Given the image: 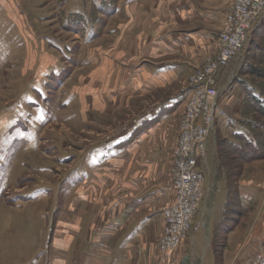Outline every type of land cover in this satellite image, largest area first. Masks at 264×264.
<instances>
[{
	"label": "rangeland",
	"instance_id": "obj_1",
	"mask_svg": "<svg viewBox=\"0 0 264 264\" xmlns=\"http://www.w3.org/2000/svg\"><path fill=\"white\" fill-rule=\"evenodd\" d=\"M16 1L17 24L0 13V117L13 116L6 130L0 132V264H49L54 235L60 233L65 213L75 207V179L90 172L93 164L89 156L94 146L109 136H118L121 127L123 130L129 126L153 103L180 90L186 93L195 77L194 70L213 59L226 16L212 35L215 51L212 47L196 57V68L182 80L146 93L137 91L130 81L132 85L125 95L113 98L111 92L125 77L100 79L101 60L84 67L83 59L92 53L115 58L111 49L116 52V41L123 49L120 62H131V67L139 62L130 59L132 50L151 29L145 34L132 32L128 20L113 14V6L122 0ZM236 1L229 3L228 10ZM81 2L85 3L84 12L70 11L82 8ZM263 19L264 15L250 32L236 68L235 63L230 65L231 60L218 75L219 112L214 138L202 164L204 167L208 163L211 149L213 157L204 173L207 177L215 173L216 186L209 184L213 190L191 220L192 226L195 219L198 221L203 233L211 232L212 245L204 264H264V102L259 105L252 97L253 92L264 99V77L259 75L264 72ZM138 22L141 27L146 23ZM124 28L130 36L124 34ZM112 29L118 30L116 34ZM228 67L231 70L227 71ZM253 69L257 72L252 73ZM93 73L96 77L89 79ZM182 114L156 129L139 153L147 155L153 141L171 131L176 132L177 139ZM166 139L169 146L173 137ZM215 151L221 158L218 168ZM171 152L164 160L167 173ZM107 197L100 200L101 207L112 198ZM71 212L75 215L74 210ZM40 213L45 214L43 220L34 217L24 224V218ZM48 215L55 225L49 242ZM163 217L158 249L170 264L173 253L189 235L171 249L163 248L161 239L168 226ZM206 223L208 229H204ZM73 241L77 243L76 236ZM21 244L23 252L19 251ZM210 256L212 262L208 261ZM204 257H200V264Z\"/></svg>",
	"mask_w": 264,
	"mask_h": 264
},
{
	"label": "crops",
	"instance_id": "obj_2",
	"mask_svg": "<svg viewBox=\"0 0 264 264\" xmlns=\"http://www.w3.org/2000/svg\"><path fill=\"white\" fill-rule=\"evenodd\" d=\"M231 1L122 0L121 4L113 6L112 13L128 20L132 32L145 34L151 29L130 55L132 61L139 62L131 67V62H120L124 56L123 49L115 41L113 46L116 52L111 49L115 58L103 53L93 56L92 53L83 59L84 67L94 66L101 60L100 79L125 77L111 92L113 98L124 96L132 84L133 88L137 87V91L142 93L155 88H166L174 81L182 80L196 68L193 64L196 57L212 47L213 52L215 51L212 35L221 27L219 25L226 16ZM17 3L16 0H0V13L16 24ZM80 4L82 8L70 11L84 12L85 3ZM142 20L146 23L141 27L142 23L138 21ZM112 30L115 34L118 31ZM122 30L130 36L129 30ZM236 62L233 60L230 65L235 63L233 66L236 67ZM57 67L58 65L55 68ZM94 77L95 73L89 79ZM77 94L82 95L79 92ZM87 98L89 99L88 96ZM185 98V91L180 90L165 100L153 103L145 112L137 115L129 126L123 130L121 127L118 136H109L94 146L89 156L90 163L93 164L90 172H83L80 174L82 176L77 175L75 179V207L68 209L65 213L67 216L59 224L63 227L59 234L54 235L55 242L48 255L49 264H169L160 254L158 242L164 224L163 209L173 201L175 194L169 174L173 158L170 156L168 173L165 167L167 160H164L174 144H177L176 132L171 131L168 135H161L159 140L155 139L154 146L147 155L139 152L149 143L147 141L156 129L183 111ZM12 118L0 117V132L3 128L6 130ZM23 133L25 136V131ZM169 135H172L173 140L167 146L166 136ZM207 157L208 163L200 167L204 171L213 157L211 149ZM167 175L168 180H165ZM214 177L215 173L212 176L210 173L207 184L215 187ZM107 194V200L112 198L101 207L100 200ZM63 209L65 212L66 207ZM44 215L40 213L27 216L23 220L24 224L34 217L43 220ZM48 220L50 226L47 242L55 231L54 220L49 215ZM197 222L195 219L188 239L178 246L170 264H200V257L205 254L204 264L206 251L212 245V237L211 232L203 233ZM205 226L204 229H208L207 223ZM58 230L56 228V232ZM75 236L77 243L73 241ZM21 249L22 244L19 251L23 252ZM208 261L212 262L213 257H208Z\"/></svg>",
	"mask_w": 264,
	"mask_h": 264
},
{
	"label": "built area",
	"instance_id": "obj_3",
	"mask_svg": "<svg viewBox=\"0 0 264 264\" xmlns=\"http://www.w3.org/2000/svg\"><path fill=\"white\" fill-rule=\"evenodd\" d=\"M228 11L213 59L194 70L195 77L186 88L178 142L169 171L176 196L163 212L168 226L161 246L166 249H171L188 235L193 216L213 190L200 167L205 163L210 139L215 134L214 122L220 103L218 75L231 60L240 57L253 24L264 13V0H237Z\"/></svg>",
	"mask_w": 264,
	"mask_h": 264
},
{
	"label": "trees",
	"instance_id": "obj_4",
	"mask_svg": "<svg viewBox=\"0 0 264 264\" xmlns=\"http://www.w3.org/2000/svg\"><path fill=\"white\" fill-rule=\"evenodd\" d=\"M263 15H264V13H262V15L257 19V21L253 24V28H252V33H253V31H254V29L256 28V24H258V23H260L261 21H262V17H263ZM264 20V19H263ZM264 22V21H263ZM241 58V57H240ZM241 60V59H240ZM240 60H238L237 62H236V66H237V64H238V62L240 61ZM236 68V67H235ZM250 68V67H249ZM250 69H252V68H250ZM249 72H251V71H249ZM257 72V69H253V71H252V73H256ZM259 75H261L262 77H264V72H261V73H259ZM242 81V80H241ZM252 97L254 96L256 99L255 100H257V101H255V103H257V104H262L264 101H260V97L258 96V95H255L253 92H252ZM261 96H263L262 95V93H261ZM261 100H264V99H261ZM262 102V103H261ZM264 108V107H263ZM239 134H241V133H239ZM242 135H244V134H242ZM242 138L244 139V140H246V141H250V140H248L247 139V137L244 135V136H242ZM249 143H252L251 141L249 142ZM217 145H216V151H217V146H218V143H216ZM216 151H215V155H216V158H217V168L218 167H220L219 166V161L221 162V158L218 156V152H217V154H216Z\"/></svg>",
	"mask_w": 264,
	"mask_h": 264
}]
</instances>
